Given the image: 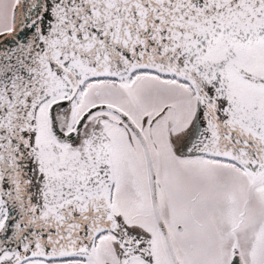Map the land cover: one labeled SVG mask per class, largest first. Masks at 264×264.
<instances>
[{"label": "water", "instance_id": "water-1", "mask_svg": "<svg viewBox=\"0 0 264 264\" xmlns=\"http://www.w3.org/2000/svg\"><path fill=\"white\" fill-rule=\"evenodd\" d=\"M141 74L191 89L185 117L171 119L179 140L170 120L150 143L125 107L88 103L101 96L95 87L116 97L104 82ZM167 112L149 120L148 134ZM98 114L127 130L141 157ZM159 132L184 161L230 163L240 178L264 182V0H15L0 33V264H101L105 254V264L150 262L153 240L127 225L131 217L155 223L170 263L180 264L160 213ZM121 149L139 159L146 211L110 206ZM254 253L230 264H264Z\"/></svg>", "mask_w": 264, "mask_h": 264}, {"label": "rangeland", "instance_id": "rangeland-1", "mask_svg": "<svg viewBox=\"0 0 264 264\" xmlns=\"http://www.w3.org/2000/svg\"><path fill=\"white\" fill-rule=\"evenodd\" d=\"M14 1L0 0V33L7 31L10 26V14ZM166 83V85L155 86L150 83L145 85L136 84L132 94L136 99L119 91H115L116 97L105 96L101 92H104L103 88L95 87L93 90L100 91L101 94L100 92L97 93L101 96L95 97L92 93V99L88 103L109 102L122 108L125 107L132 115V118L144 129L150 143L152 140L154 141L159 127L163 128L164 125L162 124L170 120L167 128L172 132L171 136L177 141L179 139L174 137L173 133L178 135L179 126L171 119L180 116L185 117L186 106L188 105L186 97L191 94V89L176 81L167 80ZM165 99L167 100L165 101ZM189 101L193 106L194 101L192 99ZM164 108L168 109L166 118L156 127H153L151 134H148L147 125L149 120ZM97 117H99L100 125L108 135L109 133L111 135L116 134L120 140L125 137L135 153L141 157L137 144L135 145L134 141L131 140L126 133L128 132L127 130L106 114H98ZM155 143L161 149L157 153L155 160L156 181L161 188L160 195L163 202L167 205L168 214L172 219L180 218L183 222L188 221L190 220L189 211H192L196 220L200 223L204 221L206 226L205 229L197 230L192 228L188 221L186 230L189 236L192 234L196 236L206 235L208 237L214 233L210 228V223L213 214L219 210L218 206L231 208V206L236 205L234 214L237 216L240 211L246 212V230L255 234L257 251L254 253V258H264V250H261L264 247V190L255 189L254 193L249 188L242 190L243 178H240L233 170L225 168L223 164L213 159H203L201 162L195 163L184 161V158L177 156L167 146L164 147L167 141L165 135H161L160 132L156 137ZM112 164L110 206L113 212L118 215H126L125 213H128L130 209H135L136 207L138 212H142V209L146 211L147 192L139 159L133 157L127 150L121 149L120 153L114 155ZM258 185L261 186V183ZM241 193L243 197L237 204ZM193 196L196 198L194 203L191 199ZM246 198L249 199L248 205L243 208L241 204ZM214 219L215 222H218L216 214ZM143 220L148 219L131 217L126 223L130 228H133L134 232L143 230L153 241H157L153 223L150 219L148 222ZM187 245L192 246L193 251L191 250L189 254L198 258L196 260L198 264H202L206 260L205 255L214 252V249L210 252V247H206L204 243L195 245L191 240ZM109 248H106V250ZM102 249L105 248L102 247ZM107 258L108 254L100 257L99 263L105 264L109 262ZM162 263L165 264L163 258ZM32 264L44 263L33 262Z\"/></svg>", "mask_w": 264, "mask_h": 264}, {"label": "flooded vegetation", "instance_id": "flooded-vegetation-1", "mask_svg": "<svg viewBox=\"0 0 264 264\" xmlns=\"http://www.w3.org/2000/svg\"><path fill=\"white\" fill-rule=\"evenodd\" d=\"M167 80L176 81L174 79L161 78L150 74H141L136 76L135 78H131L127 83L110 81L104 82V84L109 90L116 92L119 91L120 93H124V95L134 97L132 94L134 92L133 88L136 84L145 85L147 83H150L152 84V86L161 84L166 85ZM169 85L172 86L171 84ZM192 115L193 111L190 110L189 117L187 118L188 122L192 120ZM220 163L223 164L225 168L233 170L238 176H242L243 174V176L246 177L243 171L236 165L226 162ZM242 185V190H246V188H249L253 193L255 189L264 190V182H262L261 186H259L256 184H252L251 180L248 181L247 179H243ZM242 197L243 196L241 193V197L237 204L240 202ZM192 201L194 203L196 201V198L193 197ZM248 201V198L243 201V203L241 204L243 208L247 207ZM235 206L236 205L231 206V208L221 205L218 206L219 210L213 214L210 223V228L214 233L208 237H206V235L196 236L192 234H190L189 236L186 230V223L188 221L191 227L197 230L205 229L206 226L204 221L200 223L196 220L195 215L192 211H189L190 220L183 222V220L180 218L172 219V217L168 214V207L160 208L161 216L167 223L168 231L180 264H198L196 262L198 258L193 257L192 254H189V252L192 250V246L187 245V243L191 240L195 245L204 243L206 247H210V252L214 249L213 253L205 255L206 260L202 264H230L235 254L239 255L240 257V254L242 252L254 253L257 251L255 234L246 230V212L240 211V214L238 213V215L236 216L234 214ZM215 214L218 217V222H215ZM154 227L157 235V241H152L151 245L153 258L151 257L150 262L146 261V259L144 258L136 259V261L132 262L133 264H163L162 258L165 264H171L156 225ZM261 250H264V247H262ZM248 260L250 259L248 258ZM127 263H129V261H127ZM249 263L256 264L255 262L252 263V261H249Z\"/></svg>", "mask_w": 264, "mask_h": 264}, {"label": "trees", "instance_id": "trees-1", "mask_svg": "<svg viewBox=\"0 0 264 264\" xmlns=\"http://www.w3.org/2000/svg\"><path fill=\"white\" fill-rule=\"evenodd\" d=\"M66 263H68V262H66ZM63 264V263H62ZM68 264H70V263H68Z\"/></svg>", "mask_w": 264, "mask_h": 264}]
</instances>
